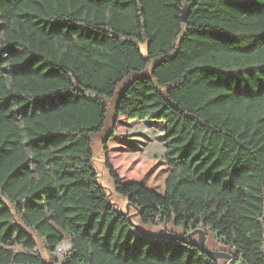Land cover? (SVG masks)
Listing matches in <instances>:
<instances>
[{
    "label": "trees",
    "instance_id": "16d2710c",
    "mask_svg": "<svg viewBox=\"0 0 264 264\" xmlns=\"http://www.w3.org/2000/svg\"><path fill=\"white\" fill-rule=\"evenodd\" d=\"M121 115L167 140L123 175ZM170 223L264 264V0H0V264H221Z\"/></svg>",
    "mask_w": 264,
    "mask_h": 264
},
{
    "label": "rangeland",
    "instance_id": "374dc122",
    "mask_svg": "<svg viewBox=\"0 0 264 264\" xmlns=\"http://www.w3.org/2000/svg\"><path fill=\"white\" fill-rule=\"evenodd\" d=\"M140 46L144 52H146L147 43L142 42ZM148 71L144 73L136 74L137 76H143L148 74ZM135 75V74H134ZM114 117L113 112L110 114L108 124L104 132L100 135L94 136L93 141V165L95 170L98 172L99 181L106 189V192L109 195L110 201L118 208L120 212H129L134 214V219L139 221L136 216L137 210L130 206L126 197L119 194L115 189V182L110 171L106 165V156L102 148V139L109 132L112 119ZM117 129L119 135L117 138H114L109 141V153L111 156V161L115 169L120 173H125V168L127 167L126 163L130 159L136 158H147L153 156H164L167 152V140H166V123L164 120L157 119H145V120H129L125 116H119L117 122ZM206 231V245L214 250H223L231 251L230 248L225 247L223 242L217 237V235L208 227L200 226ZM146 230L149 231H173L177 235H184L185 227L184 225L174 226L172 223L168 225L157 224V225H148ZM191 231H189L190 233ZM193 240L199 242L200 236L198 233L191 237ZM38 243L46 259L49 255L43 248V242L40 238ZM232 252V251H231ZM232 254L235 257V264H244L241 257H237L233 252ZM221 264H230V261L222 257L220 258Z\"/></svg>",
    "mask_w": 264,
    "mask_h": 264
},
{
    "label": "water",
    "instance_id": "95a60500",
    "mask_svg": "<svg viewBox=\"0 0 264 264\" xmlns=\"http://www.w3.org/2000/svg\"><path fill=\"white\" fill-rule=\"evenodd\" d=\"M165 234L167 232H164ZM196 233L199 234L200 236V240H199V245L201 248H203L204 250H206L207 252H209L210 254L212 255H215V256H218V257H225L227 258L229 261H230V264H235V257L232 253H229L227 251H223V250H214V249H206L205 248V243H206V231L202 228H197V229H194L192 230L190 233L186 234V235H179L178 238H185V239H188V238H191L193 235H195ZM154 235L157 234V233H153ZM161 234V233H159ZM69 243V247L71 245V243L68 241Z\"/></svg>",
    "mask_w": 264,
    "mask_h": 264
},
{
    "label": "built area",
    "instance_id": "2783aa9c",
    "mask_svg": "<svg viewBox=\"0 0 264 264\" xmlns=\"http://www.w3.org/2000/svg\"><path fill=\"white\" fill-rule=\"evenodd\" d=\"M69 249V243L68 241H63L58 247H57V254L61 258L65 255L67 250Z\"/></svg>",
    "mask_w": 264,
    "mask_h": 264
}]
</instances>
